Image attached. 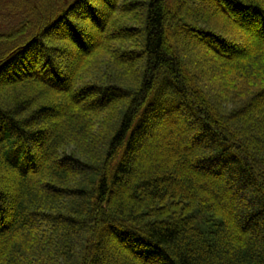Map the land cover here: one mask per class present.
Masks as SVG:
<instances>
[{
  "label": "trees",
  "instance_id": "trees-1",
  "mask_svg": "<svg viewBox=\"0 0 264 264\" xmlns=\"http://www.w3.org/2000/svg\"><path fill=\"white\" fill-rule=\"evenodd\" d=\"M2 3L0 264H264V0Z\"/></svg>",
  "mask_w": 264,
  "mask_h": 264
},
{
  "label": "rangeland",
  "instance_id": "rangeland-1",
  "mask_svg": "<svg viewBox=\"0 0 264 264\" xmlns=\"http://www.w3.org/2000/svg\"><path fill=\"white\" fill-rule=\"evenodd\" d=\"M3 8V9H1ZM6 6L2 3L0 4V16L3 15L4 13H7L8 10H5ZM8 16V14H7ZM14 18V17H13ZM18 24V20L16 17V21L12 20V24H9L6 29L7 31H9L11 29V27L15 26ZM157 134L154 137H151L150 140L148 139V141H146V143L144 144V150L136 156V160L137 162H148L150 160V157H148L150 154H156L158 151V148H160V144L159 141L161 140L162 134L160 132H156Z\"/></svg>",
  "mask_w": 264,
  "mask_h": 264
}]
</instances>
